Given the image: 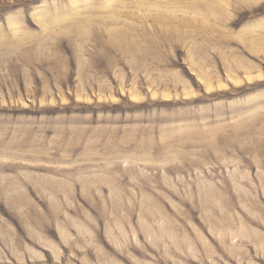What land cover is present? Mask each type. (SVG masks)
I'll use <instances>...</instances> for the list:
<instances>
[{
    "label": "rangeland",
    "instance_id": "1",
    "mask_svg": "<svg viewBox=\"0 0 264 264\" xmlns=\"http://www.w3.org/2000/svg\"><path fill=\"white\" fill-rule=\"evenodd\" d=\"M0 264H264V0H0Z\"/></svg>",
    "mask_w": 264,
    "mask_h": 264
}]
</instances>
